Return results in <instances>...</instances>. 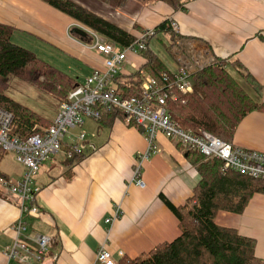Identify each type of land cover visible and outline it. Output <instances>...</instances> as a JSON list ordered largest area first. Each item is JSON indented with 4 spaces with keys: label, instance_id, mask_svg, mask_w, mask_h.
Returning <instances> with one entry per match:
<instances>
[{
    "label": "crops",
    "instance_id": "1",
    "mask_svg": "<svg viewBox=\"0 0 264 264\" xmlns=\"http://www.w3.org/2000/svg\"><path fill=\"white\" fill-rule=\"evenodd\" d=\"M103 10L107 14L101 15L137 36L140 31L135 25L145 30L164 19L174 21L177 36L164 32L171 59L154 52L169 72L224 59L242 87L256 101L264 102V0H190L184 9H173L162 1L144 5L129 0L122 7L104 6ZM0 22L13 28V42L33 39L56 50L49 51L48 57H54L52 63L77 84L101 67L98 54L71 33L78 22L41 0H0ZM128 57L137 68L128 67L121 75L136 71L146 61L139 53ZM234 60L240 65H234ZM58 106L59 102L49 118L42 117L51 122ZM81 131L86 136L80 157L68 161L60 151L41 165L33 183L39 186L34 202L43 214L40 218L22 215L27 229L20 239L33 245L35 234L49 235L52 242L46 264H98L95 255L102 244L121 264L119 250L124 258H134L176 238L179 220L159 195L176 206L192 195L199 175L183 150L158 133L159 151L143 162L140 177L144 185L137 186L132 181V166L147 146L139 127L111 110L100 120L86 119L81 127L69 130L75 140L63 138V147L77 143ZM232 143L264 152V111L248 113L237 125ZM0 170L5 176L19 177L24 167L18 163L11 169L1 163ZM117 205L119 217L105 222ZM20 216L15 197L0 194V264H15L7 261L3 250L13 242L12 225ZM216 223L254 238L255 254L264 261V193H254L240 214L219 211Z\"/></svg>",
    "mask_w": 264,
    "mask_h": 264
},
{
    "label": "trees",
    "instance_id": "2",
    "mask_svg": "<svg viewBox=\"0 0 264 264\" xmlns=\"http://www.w3.org/2000/svg\"><path fill=\"white\" fill-rule=\"evenodd\" d=\"M41 1L123 46L138 37L105 18L91 6L94 4L99 5L100 9L104 6L116 9L129 0ZM132 1L144 5L162 1L173 9H184L190 0ZM135 27L140 33L146 30L137 25ZM152 30L153 34L145 39V47L139 51L145 63L128 75H119L117 78L122 77L120 81L115 79L113 87L123 96L135 95L140 91L141 71L153 75L169 72L163 61L149 48V40L159 32H169L172 38L177 34L171 28L169 19H164ZM12 31L10 25L0 22V106L13 114L11 133L26 138L40 132L51 122L10 97L5 91V79L11 75L26 80L53 96L59 103L67 99L77 83L74 77L39 58L32 50L14 43L11 40ZM81 40L86 42L88 38ZM232 63L240 65L237 60ZM226 65L224 59L215 58L201 69L193 71V91L178 94L174 100L168 99L166 109L170 117L183 128L205 130L224 141L232 142L239 122L252 111H264V102L256 101L227 70ZM110 111L102 108V116ZM36 125L39 127L34 128ZM180 148L197 170L199 180L183 205L176 206L164 195H159L178 218L180 234L134 258L122 257L121 264H264L255 254L254 238L240 234L235 228L216 223L219 211L240 214L254 193H264V179L223 171L219 159L207 158L192 149ZM6 154L0 148V165ZM78 157L79 154L65 159L72 161ZM0 176H5L1 170Z\"/></svg>",
    "mask_w": 264,
    "mask_h": 264
},
{
    "label": "built area",
    "instance_id": "3",
    "mask_svg": "<svg viewBox=\"0 0 264 264\" xmlns=\"http://www.w3.org/2000/svg\"><path fill=\"white\" fill-rule=\"evenodd\" d=\"M75 26L86 32V43L98 54L101 67L94 68L83 82L74 86L67 99L59 103L51 123L40 132L20 138L11 133L13 114L0 106V148L13 154L15 160L24 167L19 177L0 176V194L15 197L21 211V216L12 225L15 238L3 250L7 261L15 264H46L45 257L52 242L49 235L35 234L31 238L33 245L20 239L27 229L22 215L40 218L43 214V210L34 202L39 190V186L33 183L34 178L41 165L56 153L62 151L66 158H72L82 152L85 132L78 133V142L66 146V150L62 148L63 137L69 130L81 127L86 119L100 120L102 108L121 112L127 123L139 127L146 140V149L137 154L132 166V181L137 186L144 185L140 177L143 162L159 151L155 143L158 133L164 134L182 148L219 159L223 171L264 179V152L234 145L205 130L183 128L167 112V100L176 99L178 94L191 93V73L205 65L196 62L192 67H181L175 72L159 75L141 71L140 91L135 95L123 96L113 87L115 79L127 73L128 67L137 68L128 55L139 53L145 47V39L153 34L152 28L140 33L134 42L123 46L102 37L87 26ZM170 26L177 31L174 21H170ZM120 213L119 205L115 206L113 214L105 222H113ZM117 255L123 257L124 253L119 250ZM95 262L117 264L112 252L104 244L96 251Z\"/></svg>",
    "mask_w": 264,
    "mask_h": 264
},
{
    "label": "rangeland",
    "instance_id": "4",
    "mask_svg": "<svg viewBox=\"0 0 264 264\" xmlns=\"http://www.w3.org/2000/svg\"><path fill=\"white\" fill-rule=\"evenodd\" d=\"M91 6L92 8L97 10L100 14H107L103 9H100L101 7H99V5L92 4ZM77 24H80V23H77ZM167 34L170 35L169 32ZM168 41H169L168 35H166L164 32H159L149 40V48L152 49V51L158 54L160 57L166 58L169 61V59H171V56L168 54L164 46V43ZM16 44H19L20 46H23L25 48L32 50L39 58L57 67L54 63H52L54 61H51V60H54V57H48L50 56L49 51L51 53L52 52L56 53V50L51 48L49 45H46L42 42H39L33 39L32 40L17 39ZM57 68L61 69V67H57ZM5 80H6L5 81L6 82L5 91L10 97L26 105L27 107L32 109L34 112H36L37 114L45 118H49L52 115L58 103L57 100L53 96L46 94L45 92L38 89L36 86L32 85L26 80L19 79L11 75L8 76ZM88 123L89 122H86L85 126H87ZM37 127L39 126L38 125L34 126V128H37ZM63 138L65 140H70V139L75 140L74 136H72L69 131L64 135ZM1 163L3 166L11 168V169L14 168L15 166H18V163L14 160L12 154L8 152H7V155L4 157V160Z\"/></svg>",
    "mask_w": 264,
    "mask_h": 264
},
{
    "label": "water",
    "instance_id": "5",
    "mask_svg": "<svg viewBox=\"0 0 264 264\" xmlns=\"http://www.w3.org/2000/svg\"><path fill=\"white\" fill-rule=\"evenodd\" d=\"M71 33L76 35L80 39H84L86 37V32L78 26H74L71 30Z\"/></svg>",
    "mask_w": 264,
    "mask_h": 264
}]
</instances>
